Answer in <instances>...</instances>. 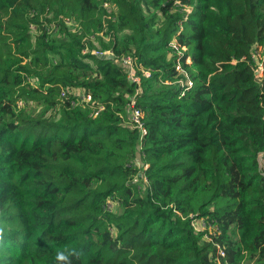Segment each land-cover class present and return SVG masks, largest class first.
<instances>
[{
  "label": "trees",
  "instance_id": "16d2710c",
  "mask_svg": "<svg viewBox=\"0 0 264 264\" xmlns=\"http://www.w3.org/2000/svg\"><path fill=\"white\" fill-rule=\"evenodd\" d=\"M263 46L264 0H0V264H264Z\"/></svg>",
  "mask_w": 264,
  "mask_h": 264
},
{
  "label": "built area",
  "instance_id": "2783aa9c",
  "mask_svg": "<svg viewBox=\"0 0 264 264\" xmlns=\"http://www.w3.org/2000/svg\"><path fill=\"white\" fill-rule=\"evenodd\" d=\"M106 5V3H104ZM189 7H187L186 10H188ZM67 23L69 24V26L71 25V22L68 20ZM171 46L173 47L174 51H176L177 55H181L183 51L186 50V47L184 45L179 44L175 39L172 40L171 42ZM92 53L94 54H99V55H107L108 57H112V53L109 50H105V51H98V50H93ZM259 53V49L257 47V49L254 51V53L252 54V56L255 58L256 61V66L254 68V72H255V76L259 77L262 75V69H263V58L261 60H258V58L261 56ZM120 65L122 66L124 72L126 73V78L130 81L136 84V91L134 94L128 96V102L126 105V112H127V117L129 119V122L132 124L133 127H136L140 130V136L143 137V135H145L146 133V129L144 127L143 124V115L142 112L140 111V109L136 106V94L139 92L140 90V82H141V77H149L150 76V70L143 68L140 63L138 62L137 58L134 56H130V55H125V56H121L118 59ZM185 62L186 63H190V58L187 56L185 58ZM175 70L178 73L182 74V77H179L176 80V83L179 85L180 87V95H182L185 90L191 86L192 82L190 80V78H188V76L186 75L185 71L182 69L179 61L176 62L175 65ZM184 75V77H183ZM74 92V91H73ZM64 94V92H62V95ZM82 98V100L79 99V97L77 96V98L79 99L80 102L83 103H87L89 102L91 106H93L95 104L94 101H91V96L88 93H84L81 94L80 96ZM99 109H102V106L99 107ZM97 112L95 111L94 115H96ZM145 165V164H144ZM146 167V165L144 166ZM218 247V246H217ZM218 253L220 256L224 255L223 250H218Z\"/></svg>",
  "mask_w": 264,
  "mask_h": 264
},
{
  "label": "rangeland",
  "instance_id": "374dc122",
  "mask_svg": "<svg viewBox=\"0 0 264 264\" xmlns=\"http://www.w3.org/2000/svg\"><path fill=\"white\" fill-rule=\"evenodd\" d=\"M263 47L262 48L258 47L259 53H257V54L261 55L258 58V60H261L262 58H264V48ZM73 94L75 96H78L79 99L82 100V98L80 96H81V94H84V92L82 90L75 88ZM24 107L27 109L28 112H33L35 114H42V116H44V117L45 116H51V109H44L45 108L44 105H42L40 103H35V102L29 101L27 104L24 105ZM143 166H145V165H143ZM135 183H137V181ZM139 185H142V184L140 183ZM108 208L115 209L116 204L114 202H111V205H109ZM193 223H194V226L196 227V229H203L204 228L203 219H198V220L194 221ZM209 230L212 231L211 229H209Z\"/></svg>",
  "mask_w": 264,
  "mask_h": 264
},
{
  "label": "clouds",
  "instance_id": "9594fccd",
  "mask_svg": "<svg viewBox=\"0 0 264 264\" xmlns=\"http://www.w3.org/2000/svg\"><path fill=\"white\" fill-rule=\"evenodd\" d=\"M3 237H4V230L3 228H0V240H2ZM69 253L75 254L72 252L58 251L56 253V260L58 261V264H70Z\"/></svg>",
  "mask_w": 264,
  "mask_h": 264
}]
</instances>
